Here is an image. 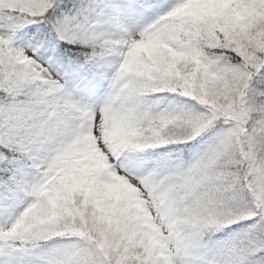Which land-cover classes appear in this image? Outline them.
Segmentation results:
<instances>
[{
    "label": "snow or ice",
    "instance_id": "snow-or-ice-1",
    "mask_svg": "<svg viewBox=\"0 0 264 264\" xmlns=\"http://www.w3.org/2000/svg\"><path fill=\"white\" fill-rule=\"evenodd\" d=\"M0 264H264V0H0Z\"/></svg>",
    "mask_w": 264,
    "mask_h": 264
}]
</instances>
